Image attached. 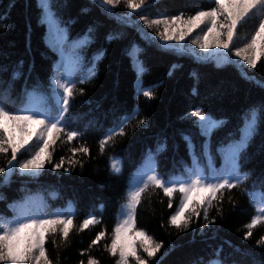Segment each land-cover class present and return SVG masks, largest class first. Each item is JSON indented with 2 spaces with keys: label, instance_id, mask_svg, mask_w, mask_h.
<instances>
[{
  "label": "trees",
  "instance_id": "trees-1",
  "mask_svg": "<svg viewBox=\"0 0 264 264\" xmlns=\"http://www.w3.org/2000/svg\"><path fill=\"white\" fill-rule=\"evenodd\" d=\"M53 3L62 21L59 30L42 21L37 0H0V103L9 110L25 105L58 108L60 89L54 78L69 86L75 82L65 131L80 135L68 141L61 134L50 149L52 163L46 161L38 177L18 169L10 176L0 175V218H11L9 205L25 199L33 207L46 205L48 211L60 212L74 222L66 241L60 234L49 237L46 247L54 264L82 260L87 264L89 257L100 264H115L107 248L115 226L126 218L121 207L128 202L129 183L152 168L178 182L192 178L194 171L207 176L213 168L222 169L225 159L220 145L230 140L241 117L264 100V57L252 69L234 55L250 42L258 25L250 20L240 26L228 53L216 48L205 52L193 43L202 42L204 26L183 41H165L163 21H169V30L175 29L173 18L187 19L209 10L213 0H145L135 12L126 0L115 8L102 0ZM145 18L162 23L148 28ZM222 56L227 60L223 62ZM145 91L152 93L151 98ZM197 110L223 122L207 144L209 138L194 123ZM121 122L124 134L113 133L101 149L106 133ZM185 136L192 137L191 144ZM81 147H87L88 153L73 154L74 148ZM36 150L37 146L25 147L18 160L30 158ZM8 158L10 154H0V167H6ZM61 159L64 166L55 169ZM240 166L247 178L240 187L224 191L219 204L213 202L209 216L214 224L206 225L201 215L187 229H176L169 220L179 209L182 194L177 191L168 197L162 189L149 187L137 207V230L163 244L149 264L157 260L161 264H264V243H260L264 216L251 229L253 235L245 238L248 225L258 215L250 196L254 192L260 200L264 195V128ZM90 214L100 222L81 230ZM101 231L105 237L92 246ZM131 242L139 245L140 238Z\"/></svg>",
  "mask_w": 264,
  "mask_h": 264
},
{
  "label": "snow or ice",
  "instance_id": "snow-or-ice-1",
  "mask_svg": "<svg viewBox=\"0 0 264 264\" xmlns=\"http://www.w3.org/2000/svg\"><path fill=\"white\" fill-rule=\"evenodd\" d=\"M102 3L115 8L121 0H102ZM126 3L127 7L135 12L145 5V0H126ZM37 7L40 10L42 21L47 23L50 29L52 27L61 29L62 21L55 10L53 0H37ZM141 15L143 18V14ZM250 20H255L258 25L254 35L246 46L235 50L234 55L240 57L248 67L256 69L258 61L264 57V0H213V7L209 10H200L187 19L183 15L173 18L171 24L178 25L175 29L169 30L167 27L169 21H163L166 27L162 39L180 42L195 29L204 26L206 35L202 37V42L194 40L193 43L205 52L210 48H216L228 53L230 46L234 45L238 28ZM144 22L148 28H151L153 24L162 23L160 19L149 22L146 18ZM64 31L66 33V30ZM90 31H92L91 28ZM144 36L149 41L153 39L146 32ZM80 39L86 40L87 35ZM54 83L60 89V93H57L60 96L58 108L40 110L37 105H25L12 107L9 110L5 104L0 103V154H10L6 167H0V175L10 176L18 169L22 174L38 177L42 174L41 170L45 168V162L52 163L53 153L50 149L60 139L61 134L66 136L68 141L80 135L75 130L65 131L68 126L65 115L69 110L75 82L69 86L68 83L54 78ZM143 94L149 98L152 96L150 91H145ZM194 115L198 118L194 123L200 129V134L209 138L205 142L207 144L210 142L213 130L217 129L218 123L223 122H218L211 114H205L203 110L195 111ZM122 124L123 122L106 133L107 139L101 142V149L108 140L112 139L113 133L124 134ZM261 128H264V100L252 106L241 117L236 132L231 134L227 143L220 145L225 159L222 169L213 168L207 176L194 171L192 178L178 182L159 176L156 169L152 168L144 171L135 182H130L128 202L121 207V216L126 218L115 226L111 245L107 248L110 255L116 258L115 264H131L133 260L135 264H149V259L154 258L163 247L162 243H157L145 231L137 230V207L141 203L142 195L150 186L162 189L164 195L168 197H172L177 191L182 194L179 209L171 215L169 220V224L176 229H187L193 218H199L201 215L206 225L214 224L215 220L209 216L213 202L219 204L223 199L224 191L240 187L243 180L247 178V174L241 171L240 161ZM33 137L37 138V150L30 158L19 161L18 154L22 153ZM185 139L189 144L192 143L191 136H185ZM72 151L73 154L76 152L87 154L88 148H74ZM69 163H78V161H69ZM64 164L65 160L61 159L54 167L60 169ZM261 189L264 190V180L261 181ZM245 191L247 192V189ZM250 200L256 207L258 215L248 225L249 231L246 239L253 235L251 229L260 224V217L264 216V195L257 200L253 192ZM9 207L13 211L12 217L0 218V264H54L46 247L49 237L60 234L66 241L74 227L73 219L64 218V214L60 212H50L43 204L33 207L31 201L27 199L11 204ZM168 207H172L171 202ZM188 209L190 211L185 216ZM99 222L93 214H90L79 227L85 230L90 225ZM130 233L131 237H129ZM104 237L105 232H99L92 241V246L99 244ZM135 238H140L139 245L131 242ZM260 243H264V238ZM141 249L143 254H141ZM81 255L87 256V253H81ZM80 264H85V262L82 260ZM87 264H100V262L89 257ZM155 264H161V262L157 260Z\"/></svg>",
  "mask_w": 264,
  "mask_h": 264
},
{
  "label": "rangeland",
  "instance_id": "rangeland-1",
  "mask_svg": "<svg viewBox=\"0 0 264 264\" xmlns=\"http://www.w3.org/2000/svg\"><path fill=\"white\" fill-rule=\"evenodd\" d=\"M126 22H129V21H126ZM222 60H223V62L224 61H226L227 60V57L226 56H222ZM19 135V134H18ZM37 138L36 137H33L32 138V140L29 142V144L28 145H26L25 147H28V146H30V145H33V146H37Z\"/></svg>",
  "mask_w": 264,
  "mask_h": 264
}]
</instances>
